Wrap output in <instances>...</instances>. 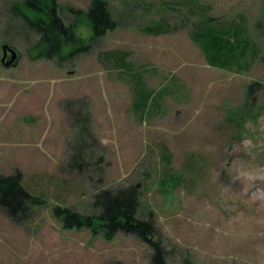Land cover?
<instances>
[{
	"label": "rangeland",
	"instance_id": "obj_1",
	"mask_svg": "<svg viewBox=\"0 0 264 264\" xmlns=\"http://www.w3.org/2000/svg\"><path fill=\"white\" fill-rule=\"evenodd\" d=\"M105 1L117 27L92 41L93 0H56L63 31L92 42L52 60L27 0H0V175L20 170L42 200L16 220L0 207V264H152L137 236L107 240L54 214H95L96 192L132 185L167 264H264V0ZM205 17L247 33L249 69L207 58L191 38Z\"/></svg>",
	"mask_w": 264,
	"mask_h": 264
},
{
	"label": "trees",
	"instance_id": "obj_2",
	"mask_svg": "<svg viewBox=\"0 0 264 264\" xmlns=\"http://www.w3.org/2000/svg\"><path fill=\"white\" fill-rule=\"evenodd\" d=\"M26 4L35 16L21 14L27 26L35 30L40 35L41 41L45 43V49L40 53L47 59H65L88 52L93 40L117 27L106 1L93 0L87 18L94 33L90 44L83 46L84 38L81 35L75 33L70 27L63 31L64 25L58 14L56 0H27ZM212 27L209 26L208 17H205L191 34V38L204 47L207 58L214 60L224 70H230L235 65L234 63H243V66L247 64L245 68L249 69L250 62L246 59L247 52L251 49V54L255 55L257 49L254 46L253 48L249 47L251 39L247 33L242 32L238 26L232 29L223 26ZM65 44L73 46L72 52L67 56L62 53ZM112 61L114 60L112 59ZM243 66L240 64V69ZM72 114L75 121L86 122V119H90L89 116L83 118L76 113ZM73 158L75 161L70 166L81 171L85 170V159H81L78 154H75ZM170 180V185L176 187L174 177H170ZM140 195L137 185L115 190L102 188L93 195L95 214H82L61 206L54 208V214L61 219L66 229L85 227L90 229L94 235L102 234L107 240L112 239L119 232L137 236L152 248V264H167L164 249L158 241L154 240L156 231L154 223L137 216ZM40 203H42L41 198L33 195L23 185V173L20 170H16L10 175H0V207L11 218L16 220L17 216L24 215L29 211L31 204ZM116 264L122 263L117 262Z\"/></svg>",
	"mask_w": 264,
	"mask_h": 264
},
{
	"label": "water",
	"instance_id": "obj_3",
	"mask_svg": "<svg viewBox=\"0 0 264 264\" xmlns=\"http://www.w3.org/2000/svg\"><path fill=\"white\" fill-rule=\"evenodd\" d=\"M3 57H2V64L5 65L6 67H11L15 65L17 62L18 58V52L11 47L9 44H4L3 45Z\"/></svg>",
	"mask_w": 264,
	"mask_h": 264
},
{
	"label": "crops",
	"instance_id": "obj_4",
	"mask_svg": "<svg viewBox=\"0 0 264 264\" xmlns=\"http://www.w3.org/2000/svg\"><path fill=\"white\" fill-rule=\"evenodd\" d=\"M4 113V112H3ZM5 130L2 131V134L4 133ZM5 145L4 141L0 140V145ZM21 145V144H20Z\"/></svg>",
	"mask_w": 264,
	"mask_h": 264
}]
</instances>
